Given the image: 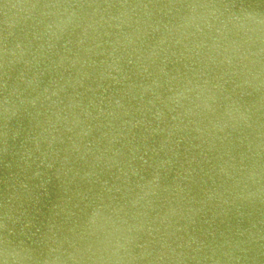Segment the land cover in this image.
<instances>
[{
	"label": "water",
	"instance_id": "95a60500",
	"mask_svg": "<svg viewBox=\"0 0 264 264\" xmlns=\"http://www.w3.org/2000/svg\"><path fill=\"white\" fill-rule=\"evenodd\" d=\"M0 264H264V0H0Z\"/></svg>",
	"mask_w": 264,
	"mask_h": 264
}]
</instances>
